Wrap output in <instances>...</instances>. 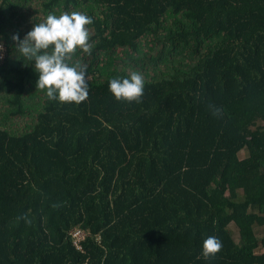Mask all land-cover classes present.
Returning a JSON list of instances; mask_svg holds the SVG:
<instances>
[{
	"label": "trees",
	"instance_id": "trees-1",
	"mask_svg": "<svg viewBox=\"0 0 264 264\" xmlns=\"http://www.w3.org/2000/svg\"><path fill=\"white\" fill-rule=\"evenodd\" d=\"M39 4L92 18L89 95L49 99L0 25V264H264V0Z\"/></svg>",
	"mask_w": 264,
	"mask_h": 264
},
{
	"label": "clouds",
	"instance_id": "clouds-1",
	"mask_svg": "<svg viewBox=\"0 0 264 264\" xmlns=\"http://www.w3.org/2000/svg\"><path fill=\"white\" fill-rule=\"evenodd\" d=\"M92 18L80 12L63 13L60 16L49 14L46 19L26 33L23 39L13 34L11 39L20 53V58L33 64L38 73L36 88L46 90L51 100L61 103L79 104L88 98L87 69L80 61H73L76 50L82 49L91 54L90 34L86 25ZM3 44L0 43V52ZM144 77L132 71L127 78H113L109 82V90L117 101H141L144 91ZM211 107V106H210ZM213 109V114H219ZM57 207V205H53ZM27 223V214L17 218ZM222 242L215 236L207 237L203 242L202 255L205 259L214 257L222 250Z\"/></svg>",
	"mask_w": 264,
	"mask_h": 264
},
{
	"label": "rangeland",
	"instance_id": "rangeland-1",
	"mask_svg": "<svg viewBox=\"0 0 264 264\" xmlns=\"http://www.w3.org/2000/svg\"><path fill=\"white\" fill-rule=\"evenodd\" d=\"M68 13L67 10H59L58 16ZM44 18V12L39 4V0H29L26 4H18L14 8H4L3 19H0V25L5 29H17L20 37H24L34 24L39 23ZM240 156L244 153L240 152Z\"/></svg>",
	"mask_w": 264,
	"mask_h": 264
},
{
	"label": "built area",
	"instance_id": "built-area-1",
	"mask_svg": "<svg viewBox=\"0 0 264 264\" xmlns=\"http://www.w3.org/2000/svg\"><path fill=\"white\" fill-rule=\"evenodd\" d=\"M3 57V50L0 52V59ZM85 233L80 229H74L71 233L73 245L81 250V240L84 238Z\"/></svg>",
	"mask_w": 264,
	"mask_h": 264
}]
</instances>
